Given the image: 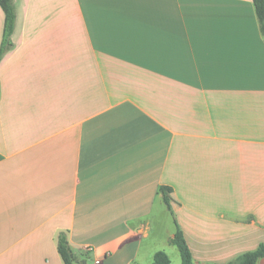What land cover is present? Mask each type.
<instances>
[{
    "label": "crops",
    "instance_id": "crops-1",
    "mask_svg": "<svg viewBox=\"0 0 264 264\" xmlns=\"http://www.w3.org/2000/svg\"><path fill=\"white\" fill-rule=\"evenodd\" d=\"M13 2L0 59V264H64L62 231L78 264H152L159 250L170 257L175 220L196 264L264 243L253 0ZM4 22L0 7V46Z\"/></svg>",
    "mask_w": 264,
    "mask_h": 264
},
{
    "label": "trees",
    "instance_id": "trees-1",
    "mask_svg": "<svg viewBox=\"0 0 264 264\" xmlns=\"http://www.w3.org/2000/svg\"><path fill=\"white\" fill-rule=\"evenodd\" d=\"M253 4L255 6L261 32L264 34V0H253ZM0 7L5 15L3 40L0 46L1 59L4 52L11 45L9 38L15 27L16 12L13 0H0ZM170 191L171 189L168 186L160 188L165 204L168 210L173 214ZM175 223L177 225V230L170 242L178 248L182 258V264H196L193 260L192 252L183 230L179 227L176 220ZM57 248L64 264H78L70 247L68 235L65 231L60 232L57 236ZM262 257H264V243H260L255 250L245 252L227 264H257L259 258ZM152 264H171V260L165 251L159 250L154 254Z\"/></svg>",
    "mask_w": 264,
    "mask_h": 264
},
{
    "label": "rangeland",
    "instance_id": "rangeland-1",
    "mask_svg": "<svg viewBox=\"0 0 264 264\" xmlns=\"http://www.w3.org/2000/svg\"><path fill=\"white\" fill-rule=\"evenodd\" d=\"M166 248L172 260L171 264H181V254L179 253L177 247L171 244L170 246L167 245ZM170 250H173V253L175 254H173Z\"/></svg>",
    "mask_w": 264,
    "mask_h": 264
},
{
    "label": "built area",
    "instance_id": "built-area-1",
    "mask_svg": "<svg viewBox=\"0 0 264 264\" xmlns=\"http://www.w3.org/2000/svg\"><path fill=\"white\" fill-rule=\"evenodd\" d=\"M89 248V247H88Z\"/></svg>",
    "mask_w": 264,
    "mask_h": 264
}]
</instances>
